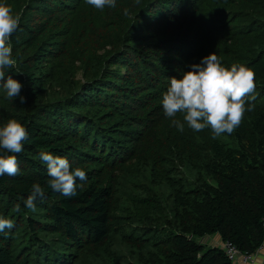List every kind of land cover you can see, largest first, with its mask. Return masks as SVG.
Wrapping results in <instances>:
<instances>
[{
    "label": "trees",
    "instance_id": "16d2710c",
    "mask_svg": "<svg viewBox=\"0 0 264 264\" xmlns=\"http://www.w3.org/2000/svg\"><path fill=\"white\" fill-rule=\"evenodd\" d=\"M0 2L20 17L5 81L26 97L0 82V126L29 134L20 173L0 177V216L14 223L0 264H234L204 239L248 254L264 244V0ZM212 53L254 71L255 108L230 135L180 132L163 94ZM42 151L84 169L75 196L47 187ZM35 182L45 196L32 212Z\"/></svg>",
    "mask_w": 264,
    "mask_h": 264
},
{
    "label": "clouds",
    "instance_id": "9594fccd",
    "mask_svg": "<svg viewBox=\"0 0 264 264\" xmlns=\"http://www.w3.org/2000/svg\"><path fill=\"white\" fill-rule=\"evenodd\" d=\"M85 3L99 10L116 7V0H85ZM19 22L20 17L13 13L11 6L0 2V82H4L2 87L7 99L19 97L20 103L24 104L26 97L20 95L23 85L12 75H8L5 81V69L17 64L11 37ZM189 67L191 70L183 72L181 79L170 78V86L161 101L165 116L180 132L184 131L186 123L194 132L210 128L213 138L232 134L242 123L245 113L255 108L254 71L240 63L226 67L216 53ZM178 114H183V122L176 119ZM28 139L27 127L17 119H9L0 126V177H14L20 173L17 154L24 150V142ZM40 160L47 165V187L64 196H75L77 179H87L84 169L80 166L73 168L66 157L42 151ZM44 196L45 187L39 182L33 183L24 201L25 206L36 212L35 201ZM13 210L21 212L20 204H16ZM13 227L11 219L0 216V232Z\"/></svg>",
    "mask_w": 264,
    "mask_h": 264
},
{
    "label": "built area",
    "instance_id": "2783aa9c",
    "mask_svg": "<svg viewBox=\"0 0 264 264\" xmlns=\"http://www.w3.org/2000/svg\"><path fill=\"white\" fill-rule=\"evenodd\" d=\"M221 248L225 251L228 258L234 264H236V261L239 257H242L245 263L255 264L256 257L263 250L264 244L255 253L252 254L242 253L235 245L230 242L223 243Z\"/></svg>",
    "mask_w": 264,
    "mask_h": 264
},
{
    "label": "crops",
    "instance_id": "0c3cea01",
    "mask_svg": "<svg viewBox=\"0 0 264 264\" xmlns=\"http://www.w3.org/2000/svg\"><path fill=\"white\" fill-rule=\"evenodd\" d=\"M207 244H209L210 246L222 247L223 242L221 241L220 237L216 235V236L210 237V239L207 241ZM236 264H248V263H245L243 258L239 257L236 261ZM255 264H264V248L259 253V255L256 257Z\"/></svg>",
    "mask_w": 264,
    "mask_h": 264
},
{
    "label": "rangeland",
    "instance_id": "374dc122",
    "mask_svg": "<svg viewBox=\"0 0 264 264\" xmlns=\"http://www.w3.org/2000/svg\"><path fill=\"white\" fill-rule=\"evenodd\" d=\"M210 237H213V236H209V237H206L204 240L206 241L205 243H207V241L210 239Z\"/></svg>",
    "mask_w": 264,
    "mask_h": 264
}]
</instances>
